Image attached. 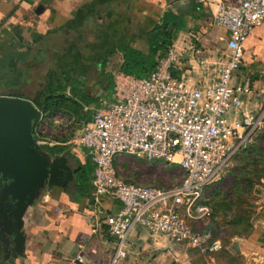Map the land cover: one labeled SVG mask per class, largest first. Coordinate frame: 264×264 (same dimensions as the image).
Here are the masks:
<instances>
[{
    "label": "crops",
    "instance_id": "1",
    "mask_svg": "<svg viewBox=\"0 0 264 264\" xmlns=\"http://www.w3.org/2000/svg\"><path fill=\"white\" fill-rule=\"evenodd\" d=\"M220 2L236 4V0H0V96L26 99L35 105L43 91L75 81L80 87L95 88L90 93L98 104L89 110L96 109L100 99H108L100 78L103 62L121 63L122 47L147 53L148 33L161 23L164 14L174 22L170 47L182 53L174 74L194 84L202 71L190 47L215 53L225 44L227 32L215 26L212 17ZM232 84L244 87L242 99L250 111L264 110V21L246 38ZM33 86L38 88L32 96ZM259 134L264 137V127L256 137ZM78 136L52 144L66 147L61 154L72 170L71 180L62 187L45 189L27 209L22 254L4 260L0 252L1 264H218V252L202 255L151 237L143 229L127 237L126 256L113 263L116 240L103 217L116 213L120 204L104 199L105 213L100 220L94 218L90 200L93 165L87 151L77 144ZM38 141L44 146L43 140ZM152 164L164 168L165 173L176 172L179 179L165 183L156 175L148 176ZM115 165L120 178L129 183L152 185L147 183L159 181V187H171L182 177L177 164L162 161L119 155ZM259 188L252 230L232 245L230 258L242 264H264V185ZM78 256L82 263L76 262Z\"/></svg>",
    "mask_w": 264,
    "mask_h": 264
},
{
    "label": "built area",
    "instance_id": "2",
    "mask_svg": "<svg viewBox=\"0 0 264 264\" xmlns=\"http://www.w3.org/2000/svg\"><path fill=\"white\" fill-rule=\"evenodd\" d=\"M212 17L227 37L219 52L190 47L202 71L196 83L174 74L182 53L169 47L146 77L113 74L111 98L100 99L80 129L77 144L93 165L94 218L105 213L104 199L120 204L116 213L103 217L116 240L113 263L126 256L127 237L137 229L202 255L222 249L209 229L200 228L211 216L203 193L264 127V110L250 111L242 99L244 87L232 84L246 38L264 21V0L220 2ZM119 155L177 164L181 180L171 187L126 182L115 165ZM75 260L83 262L81 256Z\"/></svg>",
    "mask_w": 264,
    "mask_h": 264
},
{
    "label": "water",
    "instance_id": "3",
    "mask_svg": "<svg viewBox=\"0 0 264 264\" xmlns=\"http://www.w3.org/2000/svg\"><path fill=\"white\" fill-rule=\"evenodd\" d=\"M41 118L31 101L0 96V252L4 260L22 254L27 209L45 189L62 187L72 177L65 155L48 153L39 145L36 129Z\"/></svg>",
    "mask_w": 264,
    "mask_h": 264
},
{
    "label": "rangeland",
    "instance_id": "4",
    "mask_svg": "<svg viewBox=\"0 0 264 264\" xmlns=\"http://www.w3.org/2000/svg\"><path fill=\"white\" fill-rule=\"evenodd\" d=\"M38 87H31L33 91ZM94 92L93 86H87ZM82 89V88H77ZM83 125L82 118L73 114L72 109H59L52 113H42L37 125V139L45 142L41 147H61L52 145L54 142H66L79 134ZM47 138V139H44ZM47 143V144H46ZM50 144V145H48ZM65 147V146H64ZM62 152L64 153V148ZM66 153V152H65ZM148 167V176L156 175L160 182L174 183L179 179L176 172L165 173L164 168ZM125 177V172H120ZM133 183V182H132ZM159 185L161 183H147ZM264 185V137L259 134L254 143L246 149L239 151L234 165L225 171L221 177L207 186L203 193V202L211 211L210 218L205 225L210 230L213 239L219 240L222 249L218 252V264H242L241 261L232 260V245L240 239L247 237L252 230L254 199L259 194L260 186ZM184 246V245H183ZM197 252V251H196Z\"/></svg>",
    "mask_w": 264,
    "mask_h": 264
},
{
    "label": "trees",
    "instance_id": "5",
    "mask_svg": "<svg viewBox=\"0 0 264 264\" xmlns=\"http://www.w3.org/2000/svg\"><path fill=\"white\" fill-rule=\"evenodd\" d=\"M169 14H164L162 21L148 33V52L122 47L123 55L121 63L109 64L105 60L102 64L100 78L104 81L106 97L109 99L113 90V74L121 72L137 77H146L155 67L156 59L165 54L171 45L172 27L174 22ZM107 69V70H106ZM77 88H82L77 89ZM68 89V90H67ZM98 100L91 95L90 89L80 87L75 81L71 85H64L54 90L42 92L41 100L35 106L41 113H52L59 109H72L73 114L82 118L83 124L90 119L91 108L96 107ZM51 149L55 153H62V147H43Z\"/></svg>",
    "mask_w": 264,
    "mask_h": 264
},
{
    "label": "flooded vegetation",
    "instance_id": "6",
    "mask_svg": "<svg viewBox=\"0 0 264 264\" xmlns=\"http://www.w3.org/2000/svg\"><path fill=\"white\" fill-rule=\"evenodd\" d=\"M41 148H42V150H44V151H46L48 153H51V154H61V153H55L56 151L51 150V149H44L43 147H41Z\"/></svg>",
    "mask_w": 264,
    "mask_h": 264
}]
</instances>
